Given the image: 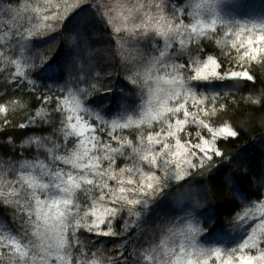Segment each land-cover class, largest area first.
Returning a JSON list of instances; mask_svg holds the SVG:
<instances>
[{
	"label": "trees",
	"instance_id": "trees-1",
	"mask_svg": "<svg viewBox=\"0 0 264 264\" xmlns=\"http://www.w3.org/2000/svg\"><path fill=\"white\" fill-rule=\"evenodd\" d=\"M185 1L50 0L45 3L44 0H0V106L5 109L0 111V192L6 194L19 189L20 163L27 161L30 164L48 158L46 150L29 143L30 140L52 136L60 138L58 143L63 142V136L56 128L60 127L61 119L74 113L66 111L61 117V113L52 110V105L48 106L49 109L45 108L39 97L50 91L64 89L65 97L71 101L69 89L77 96L79 89H85L86 98L82 102L88 111L80 113L84 122L104 129L101 138L110 143L107 132L111 131L112 121L122 123L124 121L119 119L121 116L125 119L131 117L133 125L118 131L117 135L134 143L138 141L141 132L136 130L135 121L140 119L150 89L148 85L133 83L132 76L137 65L146 64L148 68L156 69V65L150 61L158 56L152 44L158 41V37L143 29L133 32L116 30L110 18L112 7L120 8L130 2L137 6L144 3L143 11L150 9L174 24L186 25V17L180 14L186 13ZM232 10L230 7V20L223 23V26L217 23L215 29H210L207 35L194 39L192 43L185 41V46L174 50L171 59L163 61V64L172 69L173 63L188 64L191 60L197 61L211 55L222 62L224 73L249 70L254 76L253 81L237 85L234 79L227 77L189 79L188 86L192 95H187V87L183 89L190 111L189 121L198 107L206 105V111L213 113L210 120L201 115L206 123L214 128L227 125L236 130L238 135L217 138V147L222 155L213 156L210 162L204 160L202 164L199 153L196 157L188 156L194 160L196 167L189 168L187 163H181L184 177L176 180L169 174L158 193H150L152 196L147 197L146 202L142 200L132 206L136 215H130L126 208L120 209L112 217L111 230L114 235H95L88 233L86 228L78 229L80 249L72 251L71 255L83 260L84 264H93V261L108 264L104 260L105 256L115 257L113 264H139L143 261L142 252L156 243L167 221L175 223V213L182 208L188 209L190 220L198 223L200 239L210 241L229 238L232 233L239 232L246 238L252 227L259 223L261 215H264V104L252 102L264 93V54H257L256 60H241L243 51L247 49H240L239 41L236 42V48L232 47L235 31L243 23L240 22L241 18L264 15V0H241L237 11L234 13ZM178 14L181 17L174 20L173 15ZM233 22L239 23L233 27ZM244 23L252 28L253 24L249 21ZM258 34H264L259 27L251 33H242V38L251 36L255 39ZM18 71L25 72L26 77L18 75ZM192 73L186 71L183 76L189 78L193 76ZM29 80L32 81L31 85ZM194 100L200 103L194 106ZM26 104L28 108H25ZM169 106L174 107V102ZM41 109L47 112L45 117L28 121L30 115ZM96 113L107 123L95 120ZM177 118H180V114L171 117L163 126L154 125V130L165 131L167 123L173 124ZM21 124L25 127L21 128ZM149 130L148 125H144L145 138ZM201 131L189 123L179 134L181 143L188 140L196 143V135ZM203 134L211 138L206 131ZM90 135L101 134L96 132ZM10 140L12 143H9ZM173 141L167 142L174 146L175 138ZM72 142H76L74 137H69L65 143L70 146ZM174 158L168 164L170 171V164L175 163ZM166 159L171 158L168 156ZM13 165L16 169L14 175L6 178L8 181L15 180L16 184L5 187V175ZM132 165L131 159L121 157L115 171L119 172L120 168ZM141 167L147 170L150 166L143 164ZM153 171L157 175L162 174L158 167ZM129 178L137 180L139 177L124 175L122 179L125 185ZM108 184L117 187L118 181L109 180ZM99 192L97 188V196ZM88 197V193L81 192L78 202L87 201L91 204ZM131 198L141 197L137 195ZM9 200L10 203L4 205L3 196L0 195V241L6 243L10 237L19 239L26 229L29 236L24 244L33 247L35 251L30 255L40 260L44 252L41 251L40 240L32 235L34 228L29 221V210L24 208L21 211L17 207L18 203L23 205L25 201L15 196H10ZM245 212L252 219L236 218ZM80 222L85 223L84 220ZM103 230L108 231L109 226L105 225ZM229 239L233 240L232 236ZM43 246L47 247L48 242ZM261 249L264 250V245H261ZM248 251L259 255L255 249ZM60 255L65 256L64 264H72L69 256L63 252Z\"/></svg>",
	"mask_w": 264,
	"mask_h": 264
},
{
	"label": "snow or ice",
	"instance_id": "snow-or-ice-1",
	"mask_svg": "<svg viewBox=\"0 0 264 264\" xmlns=\"http://www.w3.org/2000/svg\"><path fill=\"white\" fill-rule=\"evenodd\" d=\"M99 7V5H97ZM165 5H161L164 7ZM213 5L209 3H198L195 9L199 12L203 8H212ZM174 20L179 17L173 15ZM239 22H233L232 26L236 27ZM217 21L213 19L211 23H205L197 20L193 25L186 26L183 23L173 25L171 22L162 21L153 27L155 36L163 38L164 48L167 51H160L159 55L151 59L154 65H163V61L170 60L169 49L172 47L171 41H176V36L179 35L178 43L185 46V37L192 43L194 37L204 36L206 29H215ZM223 26V22H221ZM259 27L261 33H264V20L253 23L252 28L247 27L246 23H240L235 31V40L232 42V47H237L239 41L240 49H247L243 51L241 60L251 59L256 60L257 54H264V34H258L253 39L249 36L247 39L242 38V33H251L253 29ZM226 35H228L226 33ZM239 63V61H238ZM191 65V67L189 66ZM33 67V65L31 66ZM174 74L167 73L170 78L157 76L155 78L156 89L155 93L150 92L149 100L145 109L138 121H135L136 130L141 134L138 141L134 143L123 136L117 135L118 131L129 129L134 121L131 117L125 119L121 116L119 119L124 122L113 120L111 123V131L107 132V137L110 143H106L101 137L104 134V129L93 127L92 124L83 121L80 114L82 111H88L84 108L83 99H85V89H79V96L72 93L71 101L64 95V89L59 91H50L39 97L41 103L45 108L52 105V110L61 113L69 114L66 118L60 120V127L56 131L63 136V142L58 143L55 137H37L34 141L29 143L36 144L37 147L44 148L47 152V159L44 161H35L28 163L27 161L19 164L20 187L17 191H9L8 193L0 192L3 196V204L10 203L9 197L15 196L18 199L22 198L25 203L23 205L17 204V207L29 210V221L32 222L34 231L33 236L37 237L41 242V251L44 252L45 257L50 261V264H64L65 256L60 255L63 252L70 257L72 264H84L83 260L72 256V251L80 249V240L77 237V230L86 228L87 232L95 235H114L111 230L112 217L116 216L122 208H126L130 215H136L132 210V206H136L142 200L146 202V198L151 194H156L160 191L162 184L166 177L172 173L174 179L180 180L184 176L179 172H171L169 170V161L166 159L169 155L172 157L183 158L186 156L196 157L201 154V162L204 160L211 161L213 156H221L222 152L217 147L218 137H236L238 132L227 125L214 128L210 123L205 122V118L209 119L213 115L212 112L206 111V105L203 108L198 107L197 112L192 115L189 121L190 111L187 105V98L183 91L188 88L187 95H192L191 88L188 86L190 79H209L212 77L231 78L235 80L238 85L241 82L253 81L254 76L249 70L231 71L224 73L222 62L217 58L209 55L203 62V66H196V60L189 61L188 64L171 65ZM167 68L163 65L161 70ZM191 69V71H189ZM149 73L151 68L148 69ZM195 72V75L186 78L183 76L184 72ZM221 73H224L223 75ZM18 75L25 76V72L18 71ZM26 77V76H25ZM137 82V78L133 77V83ZM28 83L31 85L32 81ZM166 86L168 91L163 89ZM95 91V89H93ZM81 93H84L82 96ZM63 97V99H61ZM2 99V98H0ZM181 99L184 100L181 103ZM251 99V97H249ZM169 102H174L175 106L170 107ZM253 103L264 104V93L261 97L253 100ZM15 104V102L13 101ZM199 101H193L194 106L198 105ZM71 105L66 107V105ZM54 106V107H53ZM28 108V105H25ZM0 111L5 109L0 106ZM182 112L183 119L177 118L175 124L167 123L165 131H155L154 125H164L171 117L177 116ZM47 112L44 110H37L34 115L28 117V121L35 120L36 117H45ZM205 118H201V115ZM95 120L102 123H107L103 117L98 113L95 114ZM7 124V118H5ZM47 122V120H46ZM195 125L202 131L196 135V143H191V140L181 143L180 133L183 132L185 126ZM144 125H148L150 129L145 138L143 135ZM21 128L25 125L21 124ZM210 134V139L206 138L203 132ZM99 132L101 135H90L91 133ZM69 137L75 138V143L69 146L65 142ZM171 138H175V151L173 146L168 143ZM43 141H51V143H44ZM9 143H12L10 140ZM115 145V146H114ZM130 150V152H129ZM57 153H62L57 155ZM124 157L133 161L132 167L120 168L119 172L115 171L117 161ZM159 162V163H158ZM189 168H195L194 160H185ZM105 164L107 167H105ZM147 164L150 166L147 170L141 165ZM159 166V171L162 173L157 175L153 171ZM68 168L65 171V168ZM177 168H180V163L177 162ZM15 165L6 173L4 178L5 187H13L16 181H8L6 177L14 175ZM132 177L138 176L137 180L129 178L126 182L122 177L124 175ZM109 180H117V187H110ZM97 188L100 190L99 195H96ZM85 192L89 194L88 199L92 201L88 204L87 201L78 202L79 194ZM139 195L140 199H133L131 197ZM99 205V206H97ZM87 209V210H85ZM33 210L35 220L32 221ZM15 211V209H14ZM83 212V216H81ZM239 220H248L252 217L245 212L243 216L237 215ZM84 220L85 223L80 221ZM91 223H87V221ZM105 225L109 226L108 231H104ZM19 235V233L17 234ZM29 233L25 229L23 235L19 239L10 237L8 242L0 241V264H37L35 255H30L35 249L29 245H25L24 241L28 238ZM48 242V246L44 247V243ZM168 239H162L159 245H153L142 252V259L145 264H171L165 257L168 256L167 244ZM187 244L195 247L194 242H187ZM264 245V215L259 218V223L252 227L251 232L248 233L243 243L238 246L239 250L246 251L255 249L259 252L258 256H249L241 254L234 259L230 256L224 259L220 249L212 250L214 258L221 262V264H264V250L261 249ZM231 252L237 249L230 250ZM180 253L186 258L177 259L175 264H209L208 261L193 259L194 253L187 252L186 246L181 245ZM175 255L173 251L171 253ZM55 256V259H53ZM43 260L44 257H41ZM115 257L105 256L104 260L108 264H113ZM93 264H97L93 261Z\"/></svg>",
	"mask_w": 264,
	"mask_h": 264
},
{
	"label": "rangeland",
	"instance_id": "rangeland-1",
	"mask_svg": "<svg viewBox=\"0 0 264 264\" xmlns=\"http://www.w3.org/2000/svg\"><path fill=\"white\" fill-rule=\"evenodd\" d=\"M44 2H50V0H44ZM211 3L213 5L212 8H203L200 9L199 12L195 9V5L198 3ZM241 0H187L185 1V8L186 13L183 15V13H180L182 16L186 17V26H190L195 24L197 20L203 21L205 23H211L213 19L217 21V23H226V21L230 20L231 13H230V7L233 8V12L235 13L237 11L238 5H240ZM144 3H140L139 6L137 4L133 3H126L123 5V7L116 8L112 7V15H111V21L113 26L116 30H125V31H136L139 29H143L149 34H155L153 32V27L162 22H171L168 19H164L162 15H159L156 11H143ZM157 7V4H156ZM184 12V11H183ZM252 13V12H251ZM178 14L176 17H181V15ZM264 14V13H263ZM254 15V14H253ZM234 20V19H232ZM231 20V21H232ZM260 20H264V15L256 14L255 16H249L248 18H241L240 22H246L249 21L250 23H257ZM184 21V20H183ZM185 22V21H184ZM173 25L174 22H171ZM210 29H206L207 35L210 32ZM204 35V36H205ZM194 37L196 38H201ZM176 41H171L172 47L169 49V55H174V50L181 47V45L178 43L180 37L179 35L176 36ZM156 43L152 42L156 49V53L160 51H167L164 48V41L163 38H156ZM185 41H188L187 37H185ZM155 43V44H154ZM153 47V48H154ZM173 51V52H172ZM207 59V57L200 58L196 61V66L202 67L203 62ZM166 65V64H163ZM163 65H156V69L151 68V72L148 71V66L145 65H137L135 67L136 72L134 73L133 77L137 78V84L141 85H148L149 86V94H148V100L151 93H155V89L157 87L155 78L157 76L170 78V76H167V73H172V69L167 65V68H164L163 72L161 71V68ZM192 75H195V72L193 71ZM204 80V79H201ZM152 87V88H151ZM163 89L165 91H168L166 86H163ZM171 102H169L170 104ZM183 103V101L181 102ZM147 105V104H146ZM144 106V109L146 107ZM180 119H183L182 112L180 113ZM175 124V121L174 123ZM218 138H225V137H218ZM170 141H173V138L170 139ZM173 150L175 151V145L173 146ZM171 159L168 161L173 162V158L171 155H169ZM175 163L170 164L171 172H179L183 176V172L181 168H177V162L182 164H185V160H190L188 156L183 158H177L175 157ZM159 168V166H158ZM175 169V170H174ZM170 177L174 179V174L170 173ZM176 211V210H175ZM176 221L174 224H171L170 221L166 222V226L164 227V231L160 234V237L158 240H156V243L153 245H159L162 239L167 238L168 244H167V250H168V256L165 257L166 260H169L171 264H175V261L177 259L186 258L183 256V254L180 253V247L181 245L186 246L187 252L194 253L193 259H200L202 261L206 260L209 262V264H221V262L217 261L214 256L212 250L214 249H220L221 253L223 255L224 259H228L230 256L234 259L235 257L244 254L249 256H256L255 254L251 253L250 251H242L238 249V246L243 243L244 237L241 236L240 232L235 234L232 233L229 238L232 236L233 240L229 239L228 237L220 238L218 240H201L200 239V229L198 228V223L190 220V215L188 213V209L182 208V210H179L175 213ZM235 241V243L233 242ZM187 242H194L195 247H192L191 245L187 244ZM151 245V246H153ZM237 249V251L231 252L230 250ZM175 252V255H172V252ZM43 260H37V264H50V261L45 257V254L43 255ZM53 259H55V256H53ZM139 264H145L144 261H141Z\"/></svg>",
	"mask_w": 264,
	"mask_h": 264
}]
</instances>
